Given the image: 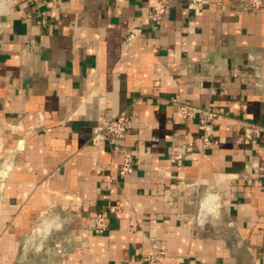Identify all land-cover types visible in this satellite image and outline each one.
I'll return each mask as SVG.
<instances>
[{"label": "crops", "instance_id": "crops-1", "mask_svg": "<svg viewBox=\"0 0 264 264\" xmlns=\"http://www.w3.org/2000/svg\"><path fill=\"white\" fill-rule=\"evenodd\" d=\"M204 1L173 0L153 29L154 0H0V264H21L53 211L71 219L47 236L59 264H264V132L243 134L264 124V8ZM176 102L225 114L220 142L202 150L200 114ZM124 110L134 172L118 179L123 155L90 140ZM207 190L220 207L198 224Z\"/></svg>", "mask_w": 264, "mask_h": 264}, {"label": "built area", "instance_id": "built-area-1", "mask_svg": "<svg viewBox=\"0 0 264 264\" xmlns=\"http://www.w3.org/2000/svg\"><path fill=\"white\" fill-rule=\"evenodd\" d=\"M155 6L149 12V20L152 28H157V23L165 15L169 5L173 0H154ZM198 4L205 3L204 0H193ZM229 3L242 11H258L264 8V0H228ZM136 33L131 32L127 37L128 40L135 38ZM179 113L184 117H191L195 113L200 114L199 128L201 130V148L205 150L220 142V136L213 128V121L222 120L226 117L219 110L213 107L200 108L185 102H176ZM243 134L246 138L252 139L257 132H264V124L244 121ZM135 131L133 116L127 111H121L113 118L103 120L94 130L91 137V143L98 145L101 142H108L114 152L123 155V163L119 169L116 178L124 179L134 172V154L133 151L121 142ZM193 150L192 143L183 144L175 147L171 151V160H179L187 153ZM115 207H110V211H115ZM108 212L104 211L94 218V230L97 233H103L108 228ZM152 252L144 258L152 262H160L168 254V244L165 240L159 238H151Z\"/></svg>", "mask_w": 264, "mask_h": 264}, {"label": "rangeland", "instance_id": "rangeland-1", "mask_svg": "<svg viewBox=\"0 0 264 264\" xmlns=\"http://www.w3.org/2000/svg\"><path fill=\"white\" fill-rule=\"evenodd\" d=\"M104 211H107L109 215V209H106L101 211L100 213H97L95 216L101 214ZM54 213L57 212L53 211L52 215H54ZM62 213H63V221H64L62 226L63 228L61 226L52 228L50 235L48 237L56 236V234L62 231V229L64 230L65 223L67 224L70 223L71 219L69 217V214L63 211ZM194 214L196 221L198 222V224H200L202 216L200 215L201 213L199 209L196 212L194 211ZM215 223L217 222L215 221ZM48 237H45L38 243H31L27 247L23 246L19 254V261L21 262V264H59L60 255L58 253L59 252L58 250H60V247L58 241L51 243ZM53 240L55 241L56 239L54 238Z\"/></svg>", "mask_w": 264, "mask_h": 264}, {"label": "bare ground", "instance_id": "bare-ground-1", "mask_svg": "<svg viewBox=\"0 0 264 264\" xmlns=\"http://www.w3.org/2000/svg\"><path fill=\"white\" fill-rule=\"evenodd\" d=\"M5 5V3H4ZM3 5V6H4ZM208 191V190H207ZM198 199L197 202H201V216L202 219L206 218L207 216H214L220 207V197L216 192L208 191L206 193H201L197 195ZM196 197V198H197ZM198 208V206H197ZM59 215H53V216H46L42 218L39 222V227L35 232V235L33 237L34 243H37L38 241L42 240L43 238L49 236L52 228H56L61 226V222L58 220ZM204 229H211L209 225H206L203 227Z\"/></svg>", "mask_w": 264, "mask_h": 264}]
</instances>
